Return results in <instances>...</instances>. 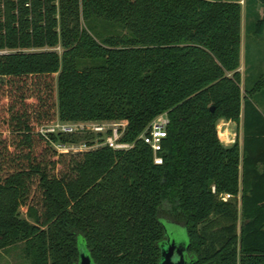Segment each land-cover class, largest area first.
Segmentation results:
<instances>
[{
	"label": "trees",
	"instance_id": "1",
	"mask_svg": "<svg viewBox=\"0 0 264 264\" xmlns=\"http://www.w3.org/2000/svg\"><path fill=\"white\" fill-rule=\"evenodd\" d=\"M239 1L0 0V255L78 264L81 242L94 264H158L165 217L185 264H264V73L241 92ZM162 112L156 164L139 135ZM55 119L124 121L132 146L50 170L51 142L93 137L38 132Z\"/></svg>",
	"mask_w": 264,
	"mask_h": 264
},
{
	"label": "built area",
	"instance_id": "2",
	"mask_svg": "<svg viewBox=\"0 0 264 264\" xmlns=\"http://www.w3.org/2000/svg\"><path fill=\"white\" fill-rule=\"evenodd\" d=\"M5 52V51H0ZM168 116L166 112H162L154 116L148 124L145 126L144 130L139 135V138L151 149L153 153V161L156 164L162 162V157L158 152L162 148L163 139L166 136V127L168 124ZM73 124L64 123L57 119L56 122L45 125L39 130V132L47 136L49 134L58 133H73L74 130L80 129L86 134H92V139L90 143L81 142H69L59 143V149L62 151L75 150L77 152L87 151L95 149L99 146H108L114 150H124L132 146L131 143L122 140L123 133L125 131L126 123L124 121L115 120H97V121H80L72 122ZM74 125V128L72 127ZM94 139H96L94 143ZM229 195L225 194L222 199H226Z\"/></svg>",
	"mask_w": 264,
	"mask_h": 264
},
{
	"label": "crops",
	"instance_id": "3",
	"mask_svg": "<svg viewBox=\"0 0 264 264\" xmlns=\"http://www.w3.org/2000/svg\"><path fill=\"white\" fill-rule=\"evenodd\" d=\"M240 49H239V67L237 71L240 74V89L243 91L245 81H251L258 73H264V25L258 32L256 20L264 19V5L254 0H240ZM258 106L264 112V100L258 99ZM226 127V131L220 133L221 127ZM236 129L235 135H232L229 129ZM219 133L220 142L227 146L232 144L236 137L241 142V120L237 125L231 120L219 119L216 124Z\"/></svg>",
	"mask_w": 264,
	"mask_h": 264
},
{
	"label": "rangeland",
	"instance_id": "4",
	"mask_svg": "<svg viewBox=\"0 0 264 264\" xmlns=\"http://www.w3.org/2000/svg\"><path fill=\"white\" fill-rule=\"evenodd\" d=\"M55 49L59 52L61 51L59 46H57ZM56 121H57V119H55L52 122L42 124L39 127L38 132L45 125H48V124L56 122ZM64 123L73 124L70 121H67V122L64 121ZM72 127L74 128V125ZM226 130H227L226 127L224 128L222 126L220 129V131H221L220 133H222V131H226ZM229 130H230L229 132L232 135H235L236 129L234 127L232 130L231 129H229ZM72 134L85 135L86 133L78 128V129L74 130V132ZM2 137H6L7 139L11 140V139H13L14 136L6 133V134H2ZM218 137H219V133H218ZM95 141H96V139H94V143H95ZM81 142H84V141L81 140V141H78L77 143H81ZM67 145L69 146V143H67ZM59 153H62V156L59 157L58 156ZM76 154H80V152H77L75 150H69V149L66 151H62L59 149L58 142H51L48 150L45 151V153L43 155H41L39 159L47 167L50 166L51 167L50 170L58 171V172L61 171L63 173V172H66L70 169V167L73 163L72 161L79 156V155L76 156ZM57 158H58V160H57ZM68 174H70V171ZM21 214H22L21 216L26 217V213H25V210L23 208H21ZM159 221L161 222V224L164 227L165 239H169L170 241H174L176 244H179V245L180 244H187V232H186V228L183 224L172 221V220L165 218V217H160ZM239 224H240V221H238V224H237L238 230H239ZM78 246H79V251L84 250V247L81 245V242H79ZM184 255H185V258L187 260L188 259L187 252H185ZM15 262H16V260L14 259L13 254L9 255V254L2 253L0 255V264H16Z\"/></svg>",
	"mask_w": 264,
	"mask_h": 264
},
{
	"label": "water",
	"instance_id": "5",
	"mask_svg": "<svg viewBox=\"0 0 264 264\" xmlns=\"http://www.w3.org/2000/svg\"><path fill=\"white\" fill-rule=\"evenodd\" d=\"M186 244H176L174 241L165 239L160 244V259L158 264H185L187 262L184 253ZM78 264H94L90 256L81 250L79 252Z\"/></svg>",
	"mask_w": 264,
	"mask_h": 264
}]
</instances>
